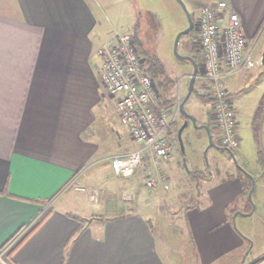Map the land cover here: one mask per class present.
Masks as SVG:
<instances>
[{
	"label": "crops",
	"instance_id": "obj_1",
	"mask_svg": "<svg viewBox=\"0 0 264 264\" xmlns=\"http://www.w3.org/2000/svg\"><path fill=\"white\" fill-rule=\"evenodd\" d=\"M186 1L200 10L220 0ZM224 1L241 18L247 49L257 50L248 68L225 78L231 96L258 79V69L264 72V0ZM101 8L99 0H0V247L25 229L22 238L42 219L10 255L14 264H165L155 247L154 226L167 229L172 220L159 202L144 203L142 210L133 202L131 210L113 213L106 205L121 182L131 184V176L113 172L109 157L138 144L118 118L115 97L98 79L96 50L113 30L104 37ZM141 16L144 21L145 14ZM197 50L198 74L202 60ZM196 81L195 89L207 95L206 82L197 75ZM207 98L206 117L196 124L209 122L210 133H216ZM232 102L239 139L232 152L242 157L238 110ZM171 157L163 164L167 184ZM245 168L256 183L259 170ZM239 171L208 186L203 202L192 204L180 220L197 264L200 257L210 264L232 253L241 263L254 247L255 239L236 227L258 206L242 196ZM254 191L263 207L264 188L257 183ZM237 204L243 208L233 217L231 205ZM163 234L174 235L168 229ZM247 264H264V251Z\"/></svg>",
	"mask_w": 264,
	"mask_h": 264
},
{
	"label": "rangeland",
	"instance_id": "obj_2",
	"mask_svg": "<svg viewBox=\"0 0 264 264\" xmlns=\"http://www.w3.org/2000/svg\"><path fill=\"white\" fill-rule=\"evenodd\" d=\"M99 1L101 9H103L100 10V13L104 20L105 30H107L104 37L107 35L109 29H113L111 33L114 30H119L127 31L131 34L136 29L137 32L134 33L139 36L142 42L141 45L138 44L139 47L154 53L156 62L163 70V74L156 77V80L161 82L158 87L161 94L163 92V98L169 100L167 102L169 105L177 101L182 102L188 92V81L190 80L192 63L190 60L180 58L175 54L174 43L177 35L188 26L186 11L190 15H194L196 21L200 12L199 7L189 4L186 0H181L184 6L181 5L180 0ZM142 13L145 14L144 21L141 19ZM142 23L143 26L137 29V26ZM196 41V30L181 35L178 38L176 47L177 54L180 56H193L198 62L200 55L195 46ZM255 53L257 54V50L254 52V57L256 56ZM95 59L97 62L99 61L97 55ZM258 70L259 78L254 80L248 88L241 92L235 91L231 93L235 107L238 110L241 138L239 149L241 150L242 147L244 150L242 157L236 155L234 152L231 153L229 150L219 149L215 131L210 133L211 139H209L206 129L198 126V124H193L191 120L182 129L179 137L178 130L183 123V116L180 113L176 122L169 127V133L166 135L171 145L172 157L170 162L173 165V170L170 173V183H168L169 188L160 191L148 190L142 184L143 178L139 170L131 176V184L121 182L118 185L119 191L112 196L113 199L106 202L110 213H113L115 209L131 210L133 202H136V204L138 202L141 205V210L144 208V203L151 205L155 200L159 202L158 207H161L162 213L169 215L168 219L172 220L167 229L174 234L172 235L173 237L170 235L165 236L163 233H166L167 229L154 226L155 247L165 264H197L196 257L192 254V250L194 251L192 247L194 246L191 245L189 232L180 220H184L183 215L192 204L197 203V201L203 202L208 186L219 182L237 168L243 171L245 167H248L251 171H253V168H257L255 169L257 171L259 170L257 172L255 188L257 183L259 187L264 188V169L262 170V166L259 165L260 163L257 159L256 145L251 129L255 109L264 92V72H260V69ZM198 82L197 80L195 84L196 88L199 87ZM197 90L200 91L199 89ZM207 109L208 106L195 92L191 93L183 105V111L193 116L199 122L205 119ZM180 121L182 123L179 125ZM121 129H123V126H121ZM188 170L203 171L206 173V177L198 182L189 177ZM250 201L258 204L256 212L250 215L251 217L248 219H245L244 225L239 221L240 219L236 222V227H243L246 235L250 236L251 239H255L252 250L246 255L244 253V262H241L242 264L254 261L264 251V230L262 229L264 224V206L260 207L255 191L252 194L250 193ZM261 202L262 204L264 203V201ZM231 206L234 208L232 210L233 217L239 211V208H243V205L240 206V204ZM43 212L44 210L41 213ZM250 241L247 245L249 247ZM194 253L196 254V250ZM7 256V258H10L8 254ZM199 263L207 264V262L202 261L201 257ZM241 263L239 260L237 261L235 253L226 258L210 262V264Z\"/></svg>",
	"mask_w": 264,
	"mask_h": 264
},
{
	"label": "built area",
	"instance_id": "obj_3",
	"mask_svg": "<svg viewBox=\"0 0 264 264\" xmlns=\"http://www.w3.org/2000/svg\"><path fill=\"white\" fill-rule=\"evenodd\" d=\"M195 30L196 47L202 57L197 76L207 84L212 128L216 130L219 146L234 151L239 139L225 78L248 68L253 61L254 46L247 49L241 18L224 0L200 8ZM96 54L100 60L99 82L108 95L115 97L118 118L138 144L131 151L111 155V169L119 176H132L140 170L147 189L167 188L163 164L171 157V145L166 135L179 116L180 102L169 105L163 101L130 32L114 30L98 46ZM24 230L0 248V264H14L7 254Z\"/></svg>",
	"mask_w": 264,
	"mask_h": 264
},
{
	"label": "trees",
	"instance_id": "obj_4",
	"mask_svg": "<svg viewBox=\"0 0 264 264\" xmlns=\"http://www.w3.org/2000/svg\"><path fill=\"white\" fill-rule=\"evenodd\" d=\"M193 22H195V16L191 15ZM194 30V26L193 29ZM191 30V31H192ZM135 32V31H134ZM132 33L134 43L137 46V49L139 53L145 58V70L150 73L154 79H156L157 76L163 74V70L161 66L156 62V56L154 53H151V51L147 49L140 48L139 45L142 44L140 41L139 36H137L135 33ZM139 44V45H138ZM193 57V56H192ZM195 60V58L193 57ZM197 63V61L195 60ZM198 65V63H197ZM157 81V80H156ZM196 81V78H195ZM194 81V82H195ZM160 81H157V85H160ZM192 92H195L196 95L202 100V101H208L207 95L200 94L194 87L192 88ZM191 92V93H192ZM163 92L161 94V97L163 98ZM191 95V94H190ZM163 101L167 103L169 100L167 98H163ZM181 102V101H180ZM180 115V113H179ZM251 129L256 145V155L257 159L260 163V165L264 168V92L258 102V105L255 109L254 116L251 123ZM231 153L232 151L229 150ZM189 177L192 179H195L196 181H200V179H203L206 177V173L200 170H188ZM239 174L243 176V184H242V196L247 199L248 202H250L248 192L255 184L254 176L247 173L246 170H240ZM42 221V219L32 227V229L27 232L18 242L15 243V245L11 248V250L8 252V255L10 256L14 250L25 240V238L30 234V232Z\"/></svg>",
	"mask_w": 264,
	"mask_h": 264
},
{
	"label": "water",
	"instance_id": "obj_5",
	"mask_svg": "<svg viewBox=\"0 0 264 264\" xmlns=\"http://www.w3.org/2000/svg\"><path fill=\"white\" fill-rule=\"evenodd\" d=\"M180 2H181V5H183V3H182L181 0H180ZM183 6H184V5H183ZM186 14H187V18H188V26H187L183 31H181V32L177 35V37H176V39H175V43H174V52H175V54H176L178 57H180V58H184V59H188V60H190V61L192 62V64H193V71H192V73H191V75H190V81H189L188 92H187V94L184 96V98H183V100H182V102H181V104H180V112L185 116V119L183 120V123H182V125L180 126V128H179V130H178V136H179V137H180V134H181L182 129L187 125V123H188L189 120H191V122H192L193 124H196V119H195L193 116H191V115H189V114H187V113H185V112L183 111V105H184L186 99L188 98V96H189V95L191 94V92H192V88H193L194 80H195V78H196L197 70H198V68H197V63L195 62V60H194L193 57H191V56H180V55H178V54H177V50H176L177 43H178V38H179L181 35L186 34V33H188L189 31H191V30L193 29V26H194V22H193V20H192L191 15H190L187 11H186ZM260 62H261V64L264 65V46H263V49H262ZM200 127H202V126H200ZM203 128L206 129V131L208 132V135H209V139H211L210 128H209V126L205 124V125H203ZM219 148H221V147H219ZM251 191H252V188H251L250 191H249V197H250V193H251Z\"/></svg>",
	"mask_w": 264,
	"mask_h": 264
},
{
	"label": "flooded vegetation",
	"instance_id": "obj_6",
	"mask_svg": "<svg viewBox=\"0 0 264 264\" xmlns=\"http://www.w3.org/2000/svg\"><path fill=\"white\" fill-rule=\"evenodd\" d=\"M206 124H208V122H207ZM208 126H210V125L208 124ZM211 126H212V125H211Z\"/></svg>",
	"mask_w": 264,
	"mask_h": 264
}]
</instances>
